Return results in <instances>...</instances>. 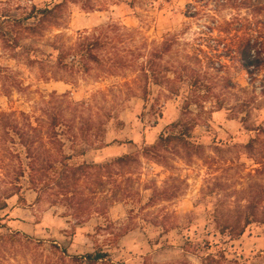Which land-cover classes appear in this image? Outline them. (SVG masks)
Listing matches in <instances>:
<instances>
[{
    "label": "rangeland",
    "instance_id": "rangeland-1",
    "mask_svg": "<svg viewBox=\"0 0 264 264\" xmlns=\"http://www.w3.org/2000/svg\"><path fill=\"white\" fill-rule=\"evenodd\" d=\"M250 29L264 0H0V264H264V223L220 230L264 212V67L223 48Z\"/></svg>",
    "mask_w": 264,
    "mask_h": 264
},
{
    "label": "trees",
    "instance_id": "trees-1",
    "mask_svg": "<svg viewBox=\"0 0 264 264\" xmlns=\"http://www.w3.org/2000/svg\"><path fill=\"white\" fill-rule=\"evenodd\" d=\"M231 44L230 45H224V52H226L225 56H231L239 62L242 70H244L248 76H250L252 79L253 77L259 73L261 70H263L264 67V37L262 36V33L257 31L256 29L252 30L250 29L248 32L243 33L242 35H236L233 39H230ZM6 115H0V117H3ZM4 122V121H3ZM2 122V123H3ZM4 126H12L13 128H16V125L13 123V121L5 120L3 123ZM52 124H56V118H52ZM185 134V133H184ZM183 133H180L179 135H168V136H161L159 138V141L150 147H145L143 149L144 155H150L154 153V149L156 147H166L172 142L178 141L182 142L185 141V136ZM20 138H22L24 142V146L27 148V150L31 153L32 146L34 145L33 141L28 142L27 136L24 134H20ZM249 146V145H248ZM135 158L132 155H122L119 157H116L112 159L109 163H106V167L109 168L112 164H115L120 167L128 166L131 163L135 162ZM67 166V165H66ZM98 169L101 168V165L95 166ZM71 171V177L65 176L67 178L66 184L69 189V182L72 180V178L80 179V176H83L84 178L88 174V170L93 168V165L88 164H82L75 167H68ZM72 195L75 196V193L72 192ZM69 202H71V199H67ZM69 204V203H68ZM70 208L73 210V214L76 217L85 216L84 218H87L89 216L90 211L86 208L81 207V205L77 202H75V205L69 204ZM6 207L5 200L0 203V210H3ZM245 214L243 212L237 215L235 219L232 220L231 223H225L223 225H220V230L223 232V230H229L230 233L234 236H240L243 234L245 227L248 224H251L252 222L260 221L264 223V212L260 214L257 210V206L255 204H249L244 208ZM243 219V223H242ZM107 256L106 253L103 252H97V253H87L84 256H81V260H79L80 264H96L97 262H103L105 261V257ZM75 259H80L75 257Z\"/></svg>",
    "mask_w": 264,
    "mask_h": 264
}]
</instances>
